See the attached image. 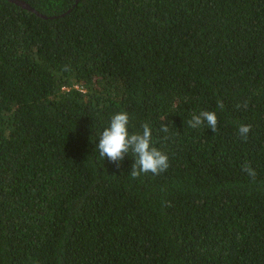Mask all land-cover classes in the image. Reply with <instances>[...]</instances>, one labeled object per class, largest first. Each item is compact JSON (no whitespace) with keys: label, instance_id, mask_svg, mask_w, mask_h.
<instances>
[{"label":"trees","instance_id":"16d2710c","mask_svg":"<svg viewBox=\"0 0 264 264\" xmlns=\"http://www.w3.org/2000/svg\"><path fill=\"white\" fill-rule=\"evenodd\" d=\"M22 1L47 19L0 0V264H264V0ZM124 111L166 172L100 157Z\"/></svg>","mask_w":264,"mask_h":264},{"label":"clouds","instance_id":"9594fccd","mask_svg":"<svg viewBox=\"0 0 264 264\" xmlns=\"http://www.w3.org/2000/svg\"><path fill=\"white\" fill-rule=\"evenodd\" d=\"M220 110L224 109L222 100L217 101ZM247 109L248 104L244 102L242 105ZM241 105H237L240 108ZM130 116L124 112L115 114L99 137L98 151L100 157L108 159L119 167V162L125 159L130 153L135 157V163L132 166L130 176L134 179L141 175L151 173L160 175L170 167L168 155L154 146L153 128L145 123L142 126V132L130 133L129 131ZM192 128H199L205 124L213 132H217L218 116L215 111H201L199 114H192L188 121ZM252 130V125L241 124L239 126V135L244 141H247L248 134ZM160 131L169 132V126L165 123L161 124ZM167 139V137H165ZM241 169L253 179L257 173L251 164L245 161Z\"/></svg>","mask_w":264,"mask_h":264},{"label":"water","instance_id":"95a60500","mask_svg":"<svg viewBox=\"0 0 264 264\" xmlns=\"http://www.w3.org/2000/svg\"><path fill=\"white\" fill-rule=\"evenodd\" d=\"M8 1L10 3H13V4L17 5L18 7L23 8L24 10L30 11L32 13H35L39 17H42L44 19H47V17L42 16L41 14H39L38 12H36L30 5H28L26 2H24L22 0H8ZM77 3H78V0H77Z\"/></svg>","mask_w":264,"mask_h":264}]
</instances>
